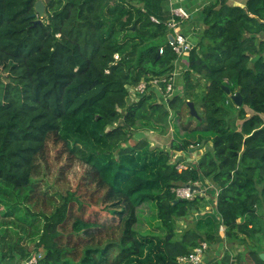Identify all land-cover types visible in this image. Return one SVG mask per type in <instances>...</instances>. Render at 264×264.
<instances>
[{"label":"trees","instance_id":"16d2710c","mask_svg":"<svg viewBox=\"0 0 264 264\" xmlns=\"http://www.w3.org/2000/svg\"><path fill=\"white\" fill-rule=\"evenodd\" d=\"M36 1L0 0V264L33 256L36 264H178L202 241L215 242L209 215L210 230L182 224L207 198L174 192L204 180L217 192L226 242L243 246L232 258L264 264V0L202 7L182 91L169 96L164 82L129 92L171 75L181 55L167 26L178 18L163 0H49L40 19ZM172 114L182 130L209 134L196 164L169 158L200 150L202 137L172 138V152L146 138L130 142L138 122L164 124ZM180 162L188 165L179 170ZM147 202L164 236L134 230ZM232 261L225 252L214 264Z\"/></svg>","mask_w":264,"mask_h":264},{"label":"rangeland","instance_id":"374dc122","mask_svg":"<svg viewBox=\"0 0 264 264\" xmlns=\"http://www.w3.org/2000/svg\"><path fill=\"white\" fill-rule=\"evenodd\" d=\"M4 61L0 58V82L5 83L7 82V70L4 69ZM133 95V93H131ZM3 94H1V97ZM200 135V136H199ZM209 136L208 133L206 132H190V131H185L182 130L181 126L179 125L178 119L175 117V115H170L169 120L165 122L164 124L156 122V121H149L145 124L137 123L134 126V134L133 137L130 139L131 143H134L138 138H146L149 142L150 147H157L161 149L168 150L172 152V150L169 149L170 147V141L172 138L181 140V139H189L192 142H197L199 137H202L201 141L204 138H207ZM201 145V149L199 150H193L191 153H181V152H176L174 154H170V161H173V158L175 156L180 155V156H186V159L190 163L196 164L197 161L199 160L201 154L210 147V142L203 143L198 142ZM178 165V164H177ZM188 164H184V168H186ZM184 169L181 167V165L178 166V169ZM205 183L200 184L196 190H192L190 197L188 199H192L195 194H198L199 196H205L207 199H204L201 202L203 204H206L204 208H202V211L200 212H192L188 215L186 219L183 220V225L185 227L188 226H197L199 227L200 230H210L211 226H208L204 220H202L201 217H204L206 215L201 214L205 211L206 214L210 216L211 220H214V232L216 235L215 242L211 243V250L217 249L219 245L222 243V236H221V226L219 225V216L214 209V205L216 203L215 194L213 195V190L214 186L210 184L209 181L204 180ZM207 182L209 184H207ZM179 187V186H178ZM177 188V187H176ZM176 194V193H175ZM137 221L134 224V230L137 231L140 234H147V235H159V236H164L167 233V229L164 224L161 223L157 216V208L156 205L152 202H147V203H142L137 206ZM185 227H179L177 228L178 231H182ZM202 228V229H201ZM177 232V231H176ZM257 235V234H256ZM221 236V237H220ZM260 240L263 241L264 243V238L260 237ZM230 245V244H227ZM241 251L243 250V246L240 245ZM259 250L264 251V247H258ZM210 250V251H211ZM211 251V252H212Z\"/></svg>","mask_w":264,"mask_h":264},{"label":"crops","instance_id":"0c3cea01","mask_svg":"<svg viewBox=\"0 0 264 264\" xmlns=\"http://www.w3.org/2000/svg\"><path fill=\"white\" fill-rule=\"evenodd\" d=\"M212 1L213 0H163L162 1L163 8L178 18L174 20L175 26L169 27L172 31V33L170 34L173 36V38H175L178 34H181L182 36H184L185 42L189 48L194 44H196L199 41L203 31L201 9L204 5L212 3ZM235 3L239 5L241 4L240 1ZM179 9H182L186 14V16H180L178 14ZM186 54L187 51L181 53L180 57L175 62V69L171 73L173 75L172 94L175 92L181 93L182 91L180 79H181V73L187 65ZM207 184L209 183L207 182ZM203 214L208 215L206 214L205 211L201 214V216ZM219 230H221L220 232L222 236L221 238L222 243L219 245V247H217V249L213 251L211 250V243L208 244V249L204 253V258L200 264H214L215 262H220L222 261V257L225 254V252H228L231 255V260H233L231 264H256L250 258H248L247 255L240 263L235 262V259L232 257L236 252L241 251V247L239 244H234L233 246L227 245L229 243H227L225 240L226 238L224 236L223 227H221V229ZM263 245H260L258 247H264ZM261 252L264 251L262 250Z\"/></svg>","mask_w":264,"mask_h":264},{"label":"built area","instance_id":"2783aa9c","mask_svg":"<svg viewBox=\"0 0 264 264\" xmlns=\"http://www.w3.org/2000/svg\"><path fill=\"white\" fill-rule=\"evenodd\" d=\"M178 14L180 16H186V14L184 13V11L182 9L178 10ZM152 20L157 22V20L153 17H152ZM167 26L168 27H174L175 26L174 20L171 19L170 21H168ZM170 45L172 46V49L175 52H177L178 54H181L182 52L186 51L189 48L185 42L184 36H182L181 34H178L174 38V40L170 42ZM162 52H163V49L160 47L158 49V53H162ZM160 82L166 83V89H165V93H164L165 96L171 95L173 92V75L172 74L169 75L168 77H155L149 81L141 80L136 87H134V88L130 87L129 92L133 93V95L136 92L142 93L143 91H145V89L147 88V86L149 84H151V85L155 86L157 89H159L158 86H159ZM179 165H181V167H183V168L185 167L184 163H182V162L178 163L177 168ZM174 192L176 193L177 197L188 199V197H190L192 189H191L190 185L179 186V187L174 189ZM207 249H208L207 242L202 241L196 247H194L193 250L189 254L178 256V258H177L178 264H200L204 258V253L206 252ZM36 262H37V258H36V256H33L24 264H36Z\"/></svg>","mask_w":264,"mask_h":264},{"label":"water","instance_id":"95a60500","mask_svg":"<svg viewBox=\"0 0 264 264\" xmlns=\"http://www.w3.org/2000/svg\"><path fill=\"white\" fill-rule=\"evenodd\" d=\"M49 0H37L34 3V12L33 16H37L38 19L43 18L45 16V3H47ZM38 21V20H37ZM169 38L171 41H173V36L169 34ZM231 100L238 106L242 104V96L239 92H235L234 94L231 95ZM187 106L189 108V114L194 117H198V113L195 109L194 104L191 101L187 102ZM192 190H196L198 186L196 184H193L190 186ZM260 258L264 260V252H261L259 254Z\"/></svg>","mask_w":264,"mask_h":264}]
</instances>
